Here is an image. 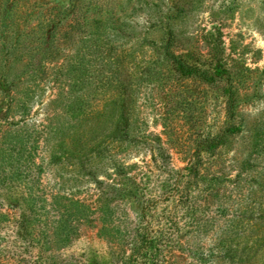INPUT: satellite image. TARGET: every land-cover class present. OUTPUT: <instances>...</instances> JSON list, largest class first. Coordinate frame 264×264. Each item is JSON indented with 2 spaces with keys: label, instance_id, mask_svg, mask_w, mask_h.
Returning <instances> with one entry per match:
<instances>
[{
  "label": "rangeland",
  "instance_id": "obj_1",
  "mask_svg": "<svg viewBox=\"0 0 264 264\" xmlns=\"http://www.w3.org/2000/svg\"><path fill=\"white\" fill-rule=\"evenodd\" d=\"M5 1L0 0V34L8 31L4 42L0 38V213L8 217L0 218V243L15 234L11 217L27 209L25 193L45 191L46 185L94 208L105 196L123 227L146 224L143 215L154 234L168 233L176 221L183 240L174 249L161 244L165 252L152 264H173L167 249L184 255L180 264H208L187 250L185 234L208 249L225 217L239 219L233 256L210 261L264 264V0H74L77 17L90 7L95 18L70 30L65 25L56 48L35 56L23 53V38L14 49ZM31 1L16 2L19 14ZM99 10L105 13L100 19ZM168 53L189 68L179 70ZM218 60L227 62L234 88L245 95L244 128L226 146L198 158L199 140L226 118L222 82L203 78ZM119 94L123 104L115 100ZM124 126L129 134L121 131ZM192 159H201L203 173L196 179L189 173ZM214 174L218 181H210ZM187 189L196 198L197 215L209 220L195 231L193 216L173 215L182 214L177 203ZM222 204L228 211H220ZM99 215L91 208L79 233L50 263L116 260L110 242L98 234Z\"/></svg>",
  "mask_w": 264,
  "mask_h": 264
},
{
  "label": "trees",
  "instance_id": "obj_2",
  "mask_svg": "<svg viewBox=\"0 0 264 264\" xmlns=\"http://www.w3.org/2000/svg\"><path fill=\"white\" fill-rule=\"evenodd\" d=\"M17 1L20 0H6L4 2V17H9V12H11L10 22L13 26L14 49L18 47L17 44L23 38L25 40L23 53L30 56H35L41 51L46 52L55 49L59 32L65 25L70 30L77 22L81 25L83 22L89 24L95 18V15L92 14L94 11H90L93 10L90 7L83 11L82 18L77 17V3L74 0H69L66 3L53 0L43 2L33 0L28 3V10L25 15L19 14L20 9L17 8ZM97 13H99V19L105 14L102 13V10ZM99 19H95V22H99ZM22 21L27 23L25 28L22 27ZM81 32H85L84 29ZM7 33L8 31L1 29L0 38L3 42L7 37ZM84 36L87 35L84 34ZM174 56H176L174 53L169 54V57ZM174 58L178 61L179 70L185 72L184 70L189 68V65L182 61L181 57L176 56ZM210 64H214V72H211L209 68L206 69L203 78L207 83L222 82L226 118L216 132L207 131L203 138L199 140L194 155L198 158H202V152L213 153L220 147L226 146L244 128L240 116V103L245 95L234 88L235 76L225 61L218 60ZM20 80L19 77L18 81H12V85L17 87ZM121 86L124 87V83L121 82ZM115 100L123 104L124 96L122 94L116 95ZM122 119H124L123 113ZM164 124V126H167L166 123ZM121 131L124 134L130 133L126 126ZM200 160L192 159L190 163L189 173L194 179L200 175L202 176L203 173ZM211 180L218 181L219 176L214 174L212 179L210 178ZM44 188L45 191L40 190L39 192L41 195H38L39 193L33 189L26 192L23 198L26 201L27 209L15 213L11 217L16 224L15 234L5 240L4 245L0 243V264H46V262L55 264L50 263V260L55 256V252L68 245L76 237L79 233V224L82 217L91 211V208L98 210L100 214L97 222L98 234L110 242L114 253L118 255L117 259L112 261L113 264H152L158 261L165 252L161 248V244L165 246L164 248L168 246V249L170 247L174 249L177 246L176 242L179 243L180 240H183L182 234L179 235L182 227L180 228L176 221L171 224L168 233L161 229L157 234H154L150 231V225L148 221L145 222L146 218L143 215H141L142 220L140 222L144 220L143 223L146 224L134 225L133 228L123 227L121 221L113 216L114 204L103 195H100L94 208L91 204L70 195V193H61L59 190L53 191V189L49 191L46 189V185ZM116 190L119 191V189ZM211 190L212 187H209L210 193H212ZM181 195V199L176 203L183 206L182 214L179 215V213L174 212L173 215H182L181 217L185 218L186 216H193L192 228L195 231L197 228L204 226L206 220H209L200 218L197 215L198 204H195L196 198L191 195L188 189L183 191ZM218 208L222 213L228 211V207L224 204L218 205ZM145 211L146 207L142 205L141 212ZM4 217H8V213H0V218ZM238 225L239 219L225 217L216 225L219 230L221 229V232L213 239L214 243L208 249L200 247L197 242L193 245L192 241L188 239L192 236V233L185 234L187 237L184 238L185 241L183 242L190 246L187 247V250L196 257L198 262L206 261L208 264H213L215 261L210 260H213L212 258L215 256L223 255L225 258L233 256L231 253V238ZM168 249L167 252L171 251L170 255H174L172 263L180 264V259H184V255ZM112 262H109V264H112Z\"/></svg>",
  "mask_w": 264,
  "mask_h": 264
}]
</instances>
